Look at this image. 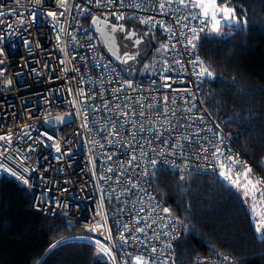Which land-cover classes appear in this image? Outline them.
Returning a JSON list of instances; mask_svg holds the SVG:
<instances>
[{
    "label": "built area",
    "instance_id": "obj_1",
    "mask_svg": "<svg viewBox=\"0 0 264 264\" xmlns=\"http://www.w3.org/2000/svg\"><path fill=\"white\" fill-rule=\"evenodd\" d=\"M161 3L166 4L164 9L159 8ZM49 11L57 13L55 20L46 15ZM0 13L4 14L0 16V136L11 138V142L0 140V178H12L27 188L32 209L52 218L62 216L89 230L97 226L101 219L97 212L102 210L106 225L90 233L104 243L111 230L109 244L117 264H135L137 256L148 258L149 264L157 260L170 264L183 225L171 211L163 212L166 207L150 189V171L175 164L181 170L187 165L185 170L217 174L225 156L234 158L233 169L243 172L246 165L252 172L253 168L252 160L225 129L216 128L218 123L202 102L206 75L201 78L197 73L207 63L200 45L211 34L206 30L195 39L189 29L202 25L190 18L177 23L178 17L199 15L200 10L185 8L180 0H0ZM94 18L137 22L161 33L168 49L162 69L156 75L129 78L99 45ZM149 19L152 23L142 22ZM188 41L196 46H186ZM165 76L171 79L165 80ZM129 82L131 88L123 87ZM65 113L72 117L67 123L50 126L45 122ZM115 121H121L123 127L117 124L113 129ZM217 132L222 144L215 140ZM48 135L53 139L47 140ZM207 140L225 154L219 162L211 150L201 152L199 145ZM140 143L145 145L143 149L133 148ZM57 144L61 153L55 151ZM172 144L179 147L172 149ZM173 151L178 155H171ZM141 152L146 155L141 157ZM133 154L137 159L133 160ZM149 158L156 164H149ZM23 179L28 180L27 185ZM256 179L264 181V174ZM140 208L145 211L139 213ZM259 215H254L255 224L260 222ZM140 217H144L139 223L146 228L144 233L135 232ZM124 224L132 231L128 244L123 243L127 235L121 228ZM164 231L169 235L164 236ZM153 247L156 253L151 252ZM193 264L235 262L231 256L213 254L197 256Z\"/></svg>",
    "mask_w": 264,
    "mask_h": 264
},
{
    "label": "trees",
    "instance_id": "obj_2",
    "mask_svg": "<svg viewBox=\"0 0 264 264\" xmlns=\"http://www.w3.org/2000/svg\"><path fill=\"white\" fill-rule=\"evenodd\" d=\"M225 2L247 26L231 31L225 26L224 35L202 39L200 52L214 77L206 76L201 97L214 120L252 160L257 178L264 174V0H217ZM149 182L183 225L172 264H193L195 257L213 254L231 256L235 264H264V239L254 227V215L264 204V181L258 184L260 193L247 197L213 173L157 167L150 171ZM31 202L27 188L0 178V264H103L96 247L76 239L92 238L89 229L62 216H45ZM60 240L68 243L50 252Z\"/></svg>",
    "mask_w": 264,
    "mask_h": 264
},
{
    "label": "snow or ice",
    "instance_id": "obj_3",
    "mask_svg": "<svg viewBox=\"0 0 264 264\" xmlns=\"http://www.w3.org/2000/svg\"><path fill=\"white\" fill-rule=\"evenodd\" d=\"M111 2V0H110ZM97 3H99V0H97ZM180 3L183 7L185 8H191V9H199L200 10V14L199 15H193V16H185V17H178L177 18V23L181 24V22L183 20H188L189 18L197 21L200 25H202V27H199L198 29L196 27H193L191 29H189L193 35L195 39L199 38V33H203L207 30V32L209 34H215L217 36H221L224 35V27L227 26V28L229 29V31H231L232 29H241L242 27H246L247 26V20L244 17H240L236 15L235 12V8L232 6H229L226 2L222 3V4H218L217 0H180ZM166 7V4L161 3L159 5L160 9H164ZM114 15H117L118 19L123 20L124 16L122 14H117V13H113ZM3 13H0V16H3ZM48 17L53 18L54 20L56 19L57 13L53 12V11H49L46 14ZM61 16L64 15L63 12L60 13ZM21 21L23 22V17L21 16ZM32 18L35 19L36 18V12L33 11L32 13ZM143 23H152L151 19H149L148 21H142ZM93 23L96 24L97 20L94 18L93 19ZM8 27H11V25H8ZM163 27V25H162ZM182 27L187 28V24H182ZM112 32H116L118 29L116 27H112ZM120 31H123V26H120L119 28ZM166 31L168 29H165ZM133 35V33H129V37L131 38V36ZM144 35H147V33H145ZM173 35H175V33H173ZM59 35H58V40H59ZM136 45H139L140 43H142V39H138L135 41ZM186 46H191V47H195V43L193 41H188ZM88 47H91V45H88ZM174 47V46H173ZM165 52H168L167 47L165 46ZM3 56V50L0 49V57ZM134 57L129 55L127 52L124 53L123 57H120L119 55L117 56V59H121L123 63H127L128 60L133 59ZM3 61L0 60V63H2ZM198 62V61H197ZM165 65L167 66V59L165 60ZM165 70H167V67L165 68ZM3 74V69H0V75ZM197 75L199 77H204L205 75L208 78H213L214 77V72L212 70H210L209 67H201L197 73ZM165 80H169L171 79V77L165 76L164 77ZM11 82L9 81V84ZM123 87H127V88H131L132 85L131 84H127L124 85ZM123 87L121 88V91L123 90ZM165 87H170V85H165ZM167 100L168 97L165 96L164 97V102H165V106L167 104ZM185 103H187V101H185ZM119 107V105L117 106ZM151 107V105L149 106ZM194 107V106H193ZM188 112H192V108L187 109ZM175 113H173L174 115ZM121 115H125L124 113H121ZM126 118V116H125ZM165 118H167V113L165 112ZM72 117L69 116L67 118L64 119V123H67L68 120H71ZM204 120V116L200 115L199 117V121L203 122ZM120 124L121 127H123V124L121 121H115L111 127L113 129H115L116 125ZM85 127H87V125H84ZM216 128L219 129V124L216 125ZM144 129L141 128V131H143ZM211 129H209L210 131ZM97 131H100V129H97ZM45 134H41V136H43ZM110 135H115V133H110ZM31 138V137H29ZM53 137L51 135L47 136V140H52ZM0 140H8L9 142H11V138L7 137V136H0ZM215 140L218 142V144H222L223 143V139L220 137L219 132H217L215 134ZM42 143H46L43 139H41ZM163 143H167L166 141H162ZM48 147H51V145H47ZM141 148L143 149L145 147V145L143 143L140 144H136L133 145V148ZM179 147L178 144H172L170 145V148L175 149ZM201 152H205V151H209L211 150V156L213 158L216 159L217 162H219V158L221 156H224L225 154L221 151V148L219 146H217V144H215L212 140H207L205 145H199ZM6 150V148H5ZM31 150V149H30ZM151 150V149H150ZM55 151L57 153H61V147L57 144L55 147ZM161 155H163L164 153L161 152ZM171 155L175 156L178 155V153L176 152H171ZM141 157H143L144 155H146V153L141 152L139 154ZM133 160L137 159V155L133 154ZM205 160L209 159L208 156H204L203 157ZM108 159H111V157L109 156ZM129 166H131L132 161H128ZM148 163L151 165H155L156 164V160L155 159H148ZM235 163V160L232 156H225V162L224 163H220L219 164V171H218V177L222 179V181L226 184H228V186L230 188H234L239 194L242 195V197H247L249 195V190L251 188V190L260 193V189L257 187L258 184L261 183L260 180H256L255 182L253 181V178L250 176L251 173V169L248 168L245 165L244 171L240 172L239 170L233 169L231 167V165H233ZM172 167L174 168V170L176 171H180L181 169L176 166L175 164L172 165ZM185 169L187 168V165L184 166ZM225 167L228 168V171H225ZM27 170V169H26ZM109 171H111V169H109ZM199 171V170H197ZM233 172H235V178L233 177ZM126 173H121V175H125ZM147 173H145L146 175ZM13 175H15V173H13ZM181 180L184 179L183 176L180 177ZM22 182L27 185L28 184V180L27 179H23ZM127 187V185H125ZM145 211L144 208H140L139 209V213H143ZM163 212L166 214H170V210L167 208L163 209ZM138 213V215H139ZM97 215L101 217L100 221H98L97 226L93 227L90 229V231H96L97 227L100 226H104L106 225V216L102 213V210L100 212H97ZM140 219H144V217H140L139 219H137L135 221V232L136 233H144L146 231V228H141L139 227V223H140ZM179 221H173V223H177ZM255 227V231L257 233H261V239H264V232H262V229H264V221H260L259 223L254 225ZM121 228L123 229V231L127 234L123 243L124 244H128L131 237H132V231L129 229V226L127 224L121 225ZM164 228L167 229L168 225L165 224ZM110 229H109V235L104 237V243L101 242L100 239H93L90 237H79L76 238L78 240H83L86 241L87 243L91 244L92 246L96 247L98 249V257L100 258V260L103 262V264H117L116 261V256L112 250V248L110 247ZM164 236L169 235L168 231H164L163 232ZM136 239L138 241H140V236H137ZM68 243L67 240H60L55 242L53 245H51L49 251L52 252L55 249H58L62 246H65ZM167 247H170V245H166ZM157 249L155 247H153L151 249L152 253H156ZM227 259V258H225ZM135 264H149V259L148 258H144L142 256H137L135 257ZM156 264H159V261H156ZM166 264V262H165Z\"/></svg>",
    "mask_w": 264,
    "mask_h": 264
},
{
    "label": "rangeland",
    "instance_id": "obj_4",
    "mask_svg": "<svg viewBox=\"0 0 264 264\" xmlns=\"http://www.w3.org/2000/svg\"><path fill=\"white\" fill-rule=\"evenodd\" d=\"M122 26L125 28L127 27L125 43L128 46V48H126L123 51V53L127 52L129 55L133 56L134 58L128 60L127 63H120V65L118 66L122 70H124L126 74L130 76L131 79L142 78V77H146L149 75L157 74L160 71V69H162L163 62H164L165 40L162 38H158L153 33H150L146 35L147 36L146 41L137 46V53L131 54L130 48H133L134 46L133 37L135 35V32L137 31V29H140L141 33H146L143 27L144 25L141 23H137V22L124 21L122 23ZM129 33H133L131 38H128ZM210 36H217V35L211 34ZM261 166L264 169V159L261 161ZM252 172L254 173L253 170ZM252 172L250 173V176L253 178V181L255 182L256 176H253ZM259 174L260 173H258L257 176ZM216 175L218 176V173ZM258 186L259 185H257V187ZM249 192H254V191L251 190L250 188ZM262 195L264 197L263 191H262ZM263 208H264V204L257 210V213L262 214V215H259L260 221H262V216L264 215ZM256 218H258V216H256ZM262 232H264V229H262ZM170 264H172V261Z\"/></svg>",
    "mask_w": 264,
    "mask_h": 264
},
{
    "label": "water",
    "instance_id": "obj_5",
    "mask_svg": "<svg viewBox=\"0 0 264 264\" xmlns=\"http://www.w3.org/2000/svg\"><path fill=\"white\" fill-rule=\"evenodd\" d=\"M96 20H97V23L96 24L93 23L94 31L99 32L102 36H105L104 33L110 36V39H111L110 43L112 47L106 42L105 46H106L107 52L115 59V61H117L118 63H123L121 59H117V55L121 53L120 57H122V50L124 51L126 48H128V46L122 45V40H123V37L125 36V29L123 28L124 30L120 31L119 28L122 25H114L109 20H103L102 18H96ZM112 27H116L118 30L116 32H112L111 30ZM136 40L138 39H134L133 48H130L131 54L137 53V45L135 43ZM114 46L118 48L117 51L113 50ZM128 84H130V82ZM69 116H70L69 113L60 114L57 116L46 118L45 122L48 125L53 126V125H57L60 123H64V119Z\"/></svg>",
    "mask_w": 264,
    "mask_h": 264
},
{
    "label": "flooded vegetation",
    "instance_id": "obj_6",
    "mask_svg": "<svg viewBox=\"0 0 264 264\" xmlns=\"http://www.w3.org/2000/svg\"><path fill=\"white\" fill-rule=\"evenodd\" d=\"M110 22L112 24H114V25H122V23H123V22H115V21H112V20ZM127 22H129V21H127ZM123 28L125 29V36L123 37L122 45L123 46H127L126 43H125L126 34H127V27L126 28L123 27ZM144 30L147 33V35L150 34L149 33L150 31L147 30L145 27H144ZM94 32H95V37H96L99 45L101 46V48H103L107 52V49H106V46H105L106 45V42L112 47V45L110 43V41H111L110 36L107 35L106 33H104L105 36H102L99 32H96V31H94ZM144 34L145 33H141L140 29H137V31L135 32V35H134L133 39H142V43H144L146 41V39H147V36L144 35ZM142 43H140V44H142ZM133 44H134V40H133ZM113 50L114 51H117L118 48L114 46ZM123 54L124 53H123V50H122V57H123ZM118 55L121 56V53H119ZM113 60H115V59H113ZM115 62L117 63V61H115ZM117 64L120 65V63H117Z\"/></svg>",
    "mask_w": 264,
    "mask_h": 264
},
{
    "label": "clouds",
    "instance_id": "obj_7",
    "mask_svg": "<svg viewBox=\"0 0 264 264\" xmlns=\"http://www.w3.org/2000/svg\"><path fill=\"white\" fill-rule=\"evenodd\" d=\"M259 234V233H258ZM260 235V234H259Z\"/></svg>",
    "mask_w": 264,
    "mask_h": 264
}]
</instances>
